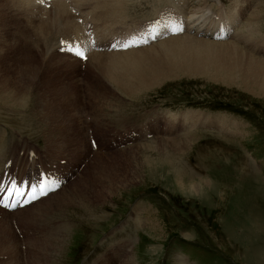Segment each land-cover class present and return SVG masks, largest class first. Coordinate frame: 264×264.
<instances>
[{
    "label": "rangeland",
    "instance_id": "rangeland-1",
    "mask_svg": "<svg viewBox=\"0 0 264 264\" xmlns=\"http://www.w3.org/2000/svg\"><path fill=\"white\" fill-rule=\"evenodd\" d=\"M61 1L0 0V171L10 159L11 172L52 169L68 179L14 212L0 208V260L30 264L29 247L64 240L55 264H264V62L254 66L247 54L264 59V0ZM165 8L185 18L182 33L84 60L57 48L80 40L85 24L104 41ZM213 14L234 26L240 19L231 38L189 33ZM181 37L234 40L233 63L252 68L240 78L220 64L214 76L149 78L161 43ZM143 127L150 132L139 138ZM124 131L116 147L89 145ZM75 194H93L89 214ZM54 225L58 234L39 241Z\"/></svg>",
    "mask_w": 264,
    "mask_h": 264
},
{
    "label": "bare ground",
    "instance_id": "bare-ground-1",
    "mask_svg": "<svg viewBox=\"0 0 264 264\" xmlns=\"http://www.w3.org/2000/svg\"><path fill=\"white\" fill-rule=\"evenodd\" d=\"M11 1V0H10ZM17 1V0H16ZM23 1H29L30 5L35 3V0H23ZM38 3L39 1L41 2H48V3H53V2H58V4H61L62 7L64 6V2H62L61 0H36ZM95 1V0H94ZM103 1V0H101ZM120 4L123 3L122 0H117ZM83 2V1H82ZM11 3V2H10ZM27 3V2H26ZM93 3V2H92ZM96 3V1H95ZM25 4V3H24ZM116 4V3H115ZM84 5V3H83ZM89 5V4H87ZM93 5V4H92ZM91 5V6H92ZM98 5V4H97ZM100 5H104V4H100ZM80 6V5H79ZM89 6V7H91ZM108 6V4H107ZM98 7V6H97ZM106 8V5H105ZM104 8V9H105ZM101 9V8H100ZM112 9V8H111ZM49 10V9H48ZM54 10V9H53ZM58 10V9H56ZM54 12H57V11ZM60 11V10H58ZM89 11V10H88ZM205 11V10H204ZM63 12V11H61ZM93 12V11H92ZM157 12V11H156ZM189 12V11H188ZM225 12V11H224ZM66 13V12H65ZM105 13V12H104ZM64 14V13H63ZM62 14V15H63ZM92 14V13H90ZM226 14V13H224ZM79 15V13H78ZM86 15V13L84 14ZM154 15V14H153ZM187 15V14H186ZM201 15V14H200ZM204 15V14H203ZM255 15V13H254ZM75 16V15H74ZM81 16V15H80ZM83 16V15H82ZM93 16V15H92ZM115 16H120V15H115ZM61 17V16H60ZM72 17V16H71ZM199 17V16H198ZM230 16H221L219 18V16H217V19H214V21L210 24L216 25L218 24V22L222 19H229ZM258 17V15H257ZM68 18V17H67ZM219 18V19H218ZM234 18L237 20V18L234 16ZM71 19V18H69ZM74 19V18H73ZM250 19V17H249ZM253 21V18H251ZM207 20V19H205ZM204 18L201 17L199 22H205ZM218 20V21H217ZM73 21V20H72ZM76 21V20H74ZM90 21V20H89ZM217 21V22H216ZM229 21V20H227ZM239 21V20H237ZM258 21V20H257ZM94 22V21H93ZM199 22L190 25L189 28L191 29L193 26L196 27L195 28V34H197V32H200L199 27ZM255 22V21H254ZM83 23V22H82ZM231 23V22H230ZM203 24V23H201ZM205 24V23H204ZM234 24V23H233ZM55 27V26H54ZM81 27V26H80ZM209 25L205 28L204 33H202V35L206 34V30L208 29ZM235 27V26H234ZM248 27V26H247ZM77 28V27H76ZM83 28V27H81ZM254 28H251V31H253ZM71 30V29H70ZM238 32V31H237ZM254 32V31H253ZM256 32V29H255ZM259 32V30H258ZM60 33V32H59ZM68 34V33H67ZM55 35V34H54ZM255 35V34H254ZM253 35V36H254ZM207 36V35H206ZM258 36V34H257ZM207 38V37H206ZM259 38V37H258ZM263 38V37H262ZM79 39V38H78ZM247 39V38H246ZM254 39V38H253ZM231 40V39H230ZM233 40V38H232ZM252 40V39H251ZM261 40V39H260ZM234 41V40H233ZM231 41L229 42H224V43H218L216 41L213 40H203V39H199V40H192L189 38H170L167 40H164L161 44H162V52H159V54L157 55H153V57L156 59L155 61H151L150 63H152L154 66H150V67H146L148 69V77L151 78L152 80L155 79H159V78H164L165 76L169 75V74H174L176 72H184V73H190V74H194V73H201V74H205V75H210V76H214L218 65L220 64L221 66H223L224 68H226V74L231 76L233 75L234 71H239V78L242 77L248 69L252 68V67H248L246 68L243 62H236L233 63V59H234V53L236 51H238V49L240 48L239 46H237L235 43L233 44ZM246 41V40H245ZM242 42V41H241ZM253 42V41H251ZM255 42V40H254ZM252 44H255V43ZM240 43V42H239ZM257 43V41H256ZM250 43H248L249 45ZM242 47V46H241ZM250 47V46H249ZM255 47V45H254ZM251 48V47H250ZM253 48V46H252ZM222 49H226L228 52L227 53H223ZM255 48H253L252 50H254ZM147 50V49H145ZM220 50V52H218ZM243 50V48H242ZM249 50V49H248ZM264 50V49H263ZM144 51V50H143ZM262 51V50H260ZM247 53V50L245 51ZM249 52V51H248ZM121 53V52H120ZM248 54V58L251 64H253L254 66L260 65L262 62H264V59H261L260 57L253 56L251 55V52L247 53ZM257 54V53H255ZM254 54V55H255ZM262 55V54H261ZM260 56V54H259ZM263 57V56H262ZM220 59V60H219ZM141 77L142 74H138V80L141 81ZM143 84L145 82L141 81ZM26 85V84H25ZM125 88V87H124ZM127 88H129V86H127ZM188 114V113H187ZM187 114H185L187 116ZM189 115V114H188ZM185 117V116H184ZM194 117V116H193ZM196 117V116H195ZM198 118V117H197ZM186 119V118H185ZM206 120V119H205ZM186 121V120H185ZM188 122V121H187ZM207 122V121H206ZM196 123V122H195ZM2 124V123H1ZM4 124V123H3ZM2 124V125H3ZM52 134V133H51ZM48 135V134H47ZM4 132H0V144H2V146H0V150L5 148V141H4ZM74 139V138H73ZM46 140L49 141V143L52 145L51 142L54 143L51 135H48ZM14 144V143H12ZM11 145V143H10ZM11 147V146H10ZM15 147V146H14ZM56 147V146H55ZM25 148V147H24ZM47 148V147H46ZM52 148V147H51ZM50 148V149H51ZM54 148V147H53ZM49 149V148H48ZM9 150V149H8ZM11 150V149H10ZM40 151V150H39ZM10 152V151H9ZM48 152V151H47ZM13 153V152H10ZM18 153V152H16ZM15 153V154H16ZM29 153V152H28ZM60 153V152H59ZM62 154V153H61ZM5 155V154H3ZM2 155V156H3ZM7 156V155H6ZM42 156V155H41ZM60 156V155H59ZM10 157V156H9ZM53 157V156H52ZM31 158V157H30ZM37 158V157H36ZM61 158V157H60ZM29 159V158H28ZM57 159V158H56ZM16 162V161H15ZM14 162V163H15ZM30 162V161H29ZM3 164V163H2ZM4 165V164H3ZM1 166V165H0ZM9 167V166H8ZM8 167L3 168L2 171H0V177L3 175V171L8 169ZM15 167V166H14ZM13 167V168H14ZM20 167V166H19ZM120 171V170H117ZM13 173H15L16 175H19L20 177L25 176L26 174L20 170L15 169L13 171ZM115 173V172H114ZM34 174L32 171L29 172L27 175H31ZM95 191V190H94ZM69 194V193H67ZM95 194V193H93ZM93 194L90 195H81V194H75V204L74 205H81L80 207H85V208H81L82 210H88L89 206L93 205H89L88 203L93 202L92 198ZM71 197V194L69 196H65V200L66 202H64V204H67L68 199ZM63 199V198H61ZM73 200V199H72ZM64 201V199H63ZM62 201V202H63ZM78 207V208H80ZM13 211V210H12ZM53 211V209H52ZM14 212V211H13ZM9 213V212H8ZM51 213V212H50ZM53 213V212H52ZM83 213V212H82ZM85 213V212H84ZM87 214H89V212H87ZM55 215V214H54ZM53 215V216H54ZM57 215V214H56ZM80 215V214H79ZM83 215V214H82ZM38 216V215H37ZM49 216V215H48ZM58 217V216H57ZM43 219V218H42ZM55 218H53L54 221ZM41 220V219H40ZM45 221V219H43ZM51 221V219H49ZM52 221V222H53ZM79 221V220H78ZM43 222V221H42ZM46 222V221H45ZM49 222V221H48ZM80 222V221H79ZM44 223V222H43ZM51 224V223H50ZM44 225V224H43ZM46 225V223H45ZM48 226V225H46ZM51 226V225H50ZM48 226V228L50 227ZM57 226V225H56ZM55 225L53 226L56 227ZM81 226V225H80ZM68 227H72V225L68 224ZM78 227V225H77ZM82 227V226H81ZM44 228V227H43ZM47 228V229H48ZM50 229V228H49ZM58 227L54 228V230H44L40 235H39V241H48L50 240L51 237H53V235L58 234L57 232ZM63 248H64V240H62L60 243H58L57 246H53L50 248H46L45 246L41 247L37 246L34 249H31V247H29L28 250V263L30 262V264H55L56 261H53V259H51V255L54 254V252H56L57 254H61L63 252ZM42 252V255H41ZM41 255V256H40ZM40 256V257H39ZM62 256V255H60ZM23 257V256H22ZM23 259V258H22ZM57 259V258H56ZM65 259V258H64ZM58 260V259H57ZM63 260V259H62ZM24 262V261H23ZM55 262V263H54ZM65 262V261H64ZM15 263V262H14ZM19 263V262H18ZM22 263V262H21ZM63 263V262H62ZM184 263V261H183ZM0 264H10V260H6V261H1L0 260ZM12 264V263H11ZM24 264V263H23ZM66 264V263H65ZM68 264V263H67ZM129 264V263H128ZM182 264V263H181ZM186 264V263H184Z\"/></svg>",
    "mask_w": 264,
    "mask_h": 264
},
{
    "label": "snow or ice",
    "instance_id": "snow-or-ice-1",
    "mask_svg": "<svg viewBox=\"0 0 264 264\" xmlns=\"http://www.w3.org/2000/svg\"><path fill=\"white\" fill-rule=\"evenodd\" d=\"M77 55H79V56H81V57H83L84 56V54L82 53V52H77ZM33 199H35V197H33ZM26 203H28V201H25ZM10 205H8V204H6V203H4L3 204V207H5V208H7V207H9ZM13 207H14V205H12Z\"/></svg>",
    "mask_w": 264,
    "mask_h": 264
}]
</instances>
